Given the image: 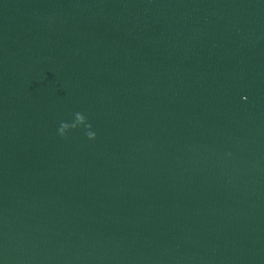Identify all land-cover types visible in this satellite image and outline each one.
<instances>
[{"label":"water","instance_id":"water-1","mask_svg":"<svg viewBox=\"0 0 264 264\" xmlns=\"http://www.w3.org/2000/svg\"><path fill=\"white\" fill-rule=\"evenodd\" d=\"M0 264H264V0H0Z\"/></svg>","mask_w":264,"mask_h":264}]
</instances>
